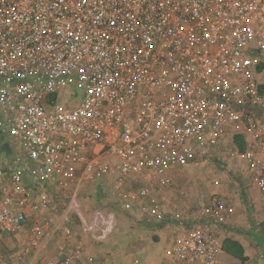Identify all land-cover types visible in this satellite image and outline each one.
I'll return each mask as SVG.
<instances>
[{"label": "built area", "instance_id": "built-area-1", "mask_svg": "<svg viewBox=\"0 0 264 264\" xmlns=\"http://www.w3.org/2000/svg\"><path fill=\"white\" fill-rule=\"evenodd\" d=\"M223 154L264 198V0H0V264H93L119 213L219 264L236 207L179 180Z\"/></svg>", "mask_w": 264, "mask_h": 264}, {"label": "rangeland", "instance_id": "rangeland-1", "mask_svg": "<svg viewBox=\"0 0 264 264\" xmlns=\"http://www.w3.org/2000/svg\"><path fill=\"white\" fill-rule=\"evenodd\" d=\"M226 154L215 158L209 163L198 162L185 169L180 184L188 190L185 201L195 204L205 200L213 190L210 184L212 178H221L223 185L220 191L230 196L236 207L233 219L223 226L221 236L240 240L249 259L239 261L238 264H255L264 255V198L253 187H245L238 177L234 176L235 163ZM112 196L100 194L90 197L85 207L111 206ZM74 238L83 235L80 226H74ZM28 227L19 235H7L1 243V258L12 259L22 251V239L28 234ZM155 231L153 226L145 223L141 218H131L128 214L119 213L117 225L106 240L94 243L89 240L88 251L95 256L93 264H176L164 256V248L169 242V234ZM261 235V236H258ZM63 239L56 234L51 244L56 247Z\"/></svg>", "mask_w": 264, "mask_h": 264}, {"label": "crops", "instance_id": "crops-1", "mask_svg": "<svg viewBox=\"0 0 264 264\" xmlns=\"http://www.w3.org/2000/svg\"><path fill=\"white\" fill-rule=\"evenodd\" d=\"M155 231L158 232V233H162V234L166 235L165 231L162 230V229H155ZM258 236H261V235H258ZM233 239H235V238H233ZM235 240H238V239H235ZM238 241H240V240H238ZM53 249H54V247H53ZM244 249H245V247H244ZM245 255L248 257V255L246 253H245ZM218 258H219V264H238V263H240L242 261L241 259H239L236 256L232 255L231 253L227 252L224 248L219 253ZM247 259H249V257ZM176 264H185V263H176ZM255 264H264V255H262L260 261L256 262Z\"/></svg>", "mask_w": 264, "mask_h": 264}, {"label": "trees", "instance_id": "trees-1", "mask_svg": "<svg viewBox=\"0 0 264 264\" xmlns=\"http://www.w3.org/2000/svg\"><path fill=\"white\" fill-rule=\"evenodd\" d=\"M223 248L231 253L232 255L236 256L237 258L241 259L242 261L246 260L248 257L245 255V249L243 244L235 240L233 238H225L223 240Z\"/></svg>", "mask_w": 264, "mask_h": 264}]
</instances>
